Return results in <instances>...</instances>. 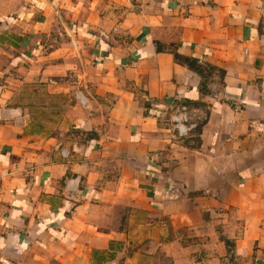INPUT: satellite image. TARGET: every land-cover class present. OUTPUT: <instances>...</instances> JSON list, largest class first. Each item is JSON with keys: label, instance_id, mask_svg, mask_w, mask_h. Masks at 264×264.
I'll list each match as a JSON object with an SVG mask.
<instances>
[{"label": "crops", "instance_id": "1", "mask_svg": "<svg viewBox=\"0 0 264 264\" xmlns=\"http://www.w3.org/2000/svg\"><path fill=\"white\" fill-rule=\"evenodd\" d=\"M0 264H264V0H0Z\"/></svg>", "mask_w": 264, "mask_h": 264}, {"label": "built area", "instance_id": "2", "mask_svg": "<svg viewBox=\"0 0 264 264\" xmlns=\"http://www.w3.org/2000/svg\"><path fill=\"white\" fill-rule=\"evenodd\" d=\"M170 121L178 137H187L195 125L192 122V109L186 104L174 108L173 113L170 115Z\"/></svg>", "mask_w": 264, "mask_h": 264}, {"label": "trees", "instance_id": "3", "mask_svg": "<svg viewBox=\"0 0 264 264\" xmlns=\"http://www.w3.org/2000/svg\"><path fill=\"white\" fill-rule=\"evenodd\" d=\"M174 58L177 60V61H180L182 63H185L186 65H188L190 68H193L194 70L200 72L201 69L199 66L196 65V61L194 59H190V58H183V57H180L179 55L175 54L174 53Z\"/></svg>", "mask_w": 264, "mask_h": 264}]
</instances>
